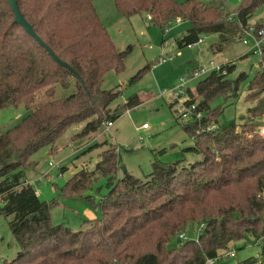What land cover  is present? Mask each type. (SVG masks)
Wrapping results in <instances>:
<instances>
[{"label":"trees","instance_id":"trees-1","mask_svg":"<svg viewBox=\"0 0 264 264\" xmlns=\"http://www.w3.org/2000/svg\"><path fill=\"white\" fill-rule=\"evenodd\" d=\"M94 1L16 0L42 44L14 22L8 1L0 0V110L20 104L28 110L0 133V214L8 218L17 248L0 264H203L248 235L260 241L258 257L238 264H264V136L254 122L251 127L246 122L221 127L217 118L222 108L211 107L217 99L235 96L244 78L243 73L229 78L235 67L231 62L224 73L212 72L194 90L187 89L202 117L182 126L194 141L189 150L200 154V160L187 165L154 163L144 179L126 172L118 177L117 148L109 143L93 171L80 169L58 190L63 197L91 199L85 191L96 177L106 178L108 191L97 203L100 219H84L76 231L64 222L54 224V202L41 200L31 183H24L25 170L35 165L31 156L43 146H53L68 127L83 124L75 135L83 137L104 129L106 121L119 115L110 107L119 90L103 89L101 83L108 71L124 69L130 47H115ZM263 4L264 0H238L231 15L216 2L114 0L122 16L144 13L160 29L172 20L188 22L186 33L176 41L178 47L200 35L219 33L209 46L213 53L230 44L235 33L240 36ZM262 51L261 68L247 88L254 96L264 92V46ZM57 88L67 93L58 96ZM141 103L135 95L122 108ZM263 109L260 102L246 113L256 115ZM210 124L219 127L202 130ZM189 222H201L204 229L196 239L178 242V233ZM172 240L176 246L170 247Z\"/></svg>","mask_w":264,"mask_h":264},{"label":"rangeland","instance_id":"rangeland-1","mask_svg":"<svg viewBox=\"0 0 264 264\" xmlns=\"http://www.w3.org/2000/svg\"><path fill=\"white\" fill-rule=\"evenodd\" d=\"M175 1L181 3L185 0ZM200 1L223 3L227 13L231 15L238 5V0ZM94 7L115 47L118 50L130 47L124 69L121 72L108 71L101 83L103 89L119 90V95L110 105L119 115L107 130L101 128L83 137L75 136L82 130L83 124L68 127L53 146L46 145L35 152L30 158L35 165L25 170L26 180L31 183L39 198L54 202L50 209L52 223L64 222L74 231L81 228L84 219L101 218L97 203L108 191L106 178L96 177L91 189L85 191L83 195H90L91 199L63 197L58 194V190L80 169L93 171L99 155L108 148L109 143L117 148L118 177L126 172L144 179L151 172L154 163L169 165L177 162L187 165L201 159L200 154L189 150L194 141L183 130L185 122L178 118V103L170 102L169 96L160 95L161 91L177 86L180 78H188L194 67L208 66L209 60L217 64L230 61L235 67L229 78L234 79L241 73L244 74L235 96L226 100L220 98L211 104L212 108L217 105L222 108L217 118L221 127L243 122L251 127L249 123L254 122L257 126L255 129H258V125L264 121V109L256 115L246 113L249 106L264 103V92L254 96L247 89L254 72L261 68L260 58L249 50L253 45L250 36L247 38L248 44L244 45L239 39V33H235L232 42L216 53L210 52L209 46L218 40L219 33L204 34L207 37L191 47H178L177 39H181L189 27L186 21L172 20L169 26L165 25L160 29L144 13L128 18L122 16L116 10L114 0H95ZM248 23L251 27L264 24V4L254 10ZM167 28L169 29L164 31ZM144 67H148L145 72L138 79L132 80ZM207 74L189 78L185 90H194L196 84ZM56 93L63 96L67 92L57 88ZM135 95L140 97L142 103L124 110L123 104ZM27 114L28 110L23 104L1 109L0 133L13 127ZM7 220L0 214V263L10 260L17 249ZM200 224L201 222H189L182 231L186 234L184 239H196L201 233ZM169 246H176V242L172 240ZM225 251H234L235 257L222 258V261L215 264H238L249 257H258L260 247L248 235L231 242L218 253Z\"/></svg>","mask_w":264,"mask_h":264},{"label":"built area","instance_id":"built-area-1","mask_svg":"<svg viewBox=\"0 0 264 264\" xmlns=\"http://www.w3.org/2000/svg\"><path fill=\"white\" fill-rule=\"evenodd\" d=\"M150 16L148 15V19ZM169 28H167L164 31H167ZM251 37L253 40V45L249 50L251 53L256 54L259 58H262V48L264 46V25L262 26H253L251 27L250 25L242 27L241 33L239 36L240 41L244 44L247 45V38ZM207 37L206 35H200L196 41L191 42L187 44V47H191L193 45H196L200 42L203 41V39ZM165 42H168L167 40ZM165 44V43H164ZM230 61H226L220 64L215 63L213 60L208 61V66H201V67H194L191 72L189 73V77L184 79L180 78L179 83L177 86H174L166 91H161L160 95L161 96H169V101L170 102H177L178 103V118L182 119L184 122L190 121V120H200L202 117V112L198 111L196 109V102H191L189 101L190 96L187 92V89L185 90L186 84L189 81V78H194L203 74H210L212 72H225V67L226 64H229ZM207 74V75H208ZM113 122L106 121L104 123V129H108L111 127ZM142 127H145V124L142 125ZM219 126L217 124H210L206 125L202 128L203 131H214L218 128ZM258 133L264 136V121L260 125H258ZM25 184H29L30 182L28 180H24ZM200 232L204 229V224H200ZM186 237V234L183 232L178 233L177 238L178 240L184 239ZM264 239V237H263ZM256 244L260 242L259 240H255ZM228 257H235L234 251H228V252H223V253H218L216 256L212 258H206L203 264H215L219 263V261H222V258H228Z\"/></svg>","mask_w":264,"mask_h":264},{"label":"water","instance_id":"water-1","mask_svg":"<svg viewBox=\"0 0 264 264\" xmlns=\"http://www.w3.org/2000/svg\"><path fill=\"white\" fill-rule=\"evenodd\" d=\"M7 1H8L9 6H10V8H11L13 14H14V22L17 23V24H19V25H21V26L25 29V31H27L30 35H32L35 39H37L40 43L43 44V42H42V41L39 39V37L34 33V31H33V29L31 28V26L27 23V21L24 19L23 15H22L21 12L19 11L18 6H17V4H16V0H7ZM50 52H51V51H50ZM51 54L53 55V57H54L57 61H59V62H61V63H63V64H66V63L60 61V60H59V59H58V58H57L52 52H51ZM122 169L125 170L124 167H122ZM178 242H179V240H178Z\"/></svg>","mask_w":264,"mask_h":264},{"label":"crops","instance_id":"crops-1","mask_svg":"<svg viewBox=\"0 0 264 264\" xmlns=\"http://www.w3.org/2000/svg\"><path fill=\"white\" fill-rule=\"evenodd\" d=\"M209 50H210V52H212L210 48H209ZM247 51H248V50H247ZM88 219H93V218H88Z\"/></svg>","mask_w":264,"mask_h":264}]
</instances>
